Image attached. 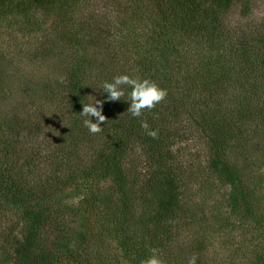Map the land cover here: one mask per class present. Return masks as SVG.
Instances as JSON below:
<instances>
[{
  "label": "trees",
  "instance_id": "obj_1",
  "mask_svg": "<svg viewBox=\"0 0 264 264\" xmlns=\"http://www.w3.org/2000/svg\"><path fill=\"white\" fill-rule=\"evenodd\" d=\"M239 3L0 0V264H264V17ZM123 73L167 97L90 133Z\"/></svg>",
  "mask_w": 264,
  "mask_h": 264
},
{
  "label": "clouds",
  "instance_id": "obj_2",
  "mask_svg": "<svg viewBox=\"0 0 264 264\" xmlns=\"http://www.w3.org/2000/svg\"><path fill=\"white\" fill-rule=\"evenodd\" d=\"M95 89L100 91L102 98L93 95L95 98L84 102L80 111V114L86 117L83 126L92 134L100 133L107 120L104 114L106 103L121 100L130 102L127 112L133 118H140L146 110L156 108L168 95L167 89L154 79L128 73L115 75L111 80H105L100 88ZM141 127L150 137H156L158 134L157 130L150 127L147 120H142ZM195 259L192 257L189 264H195ZM141 264H165V261L153 250V254L141 261Z\"/></svg>",
  "mask_w": 264,
  "mask_h": 264
},
{
  "label": "rangeland",
  "instance_id": "obj_3",
  "mask_svg": "<svg viewBox=\"0 0 264 264\" xmlns=\"http://www.w3.org/2000/svg\"><path fill=\"white\" fill-rule=\"evenodd\" d=\"M252 5L248 6V9L250 11H252L253 16L260 18V17H264V0H251ZM245 9V7H243V4L239 3L236 4L235 6L232 7V9L230 10V14H229V19L234 23L237 22L238 20H240L242 17H244V15L249 11ZM37 19H42V15L38 14V16H36ZM44 27H47L48 25H43ZM5 32V34L2 37H5L6 39L9 38L8 36V31H3ZM45 31L42 32H31L30 34L27 35H23L22 33H19L18 36L23 38V40L28 41L30 39H35L36 36H42L45 35L44 34ZM29 36V37H28ZM190 150L192 151L193 155H196L197 149H198V145L197 144H190ZM202 159V158H201ZM76 201V199H75Z\"/></svg>",
  "mask_w": 264,
  "mask_h": 264
}]
</instances>
